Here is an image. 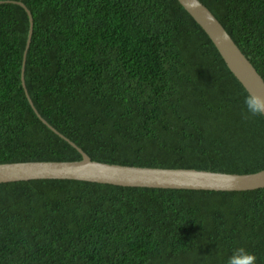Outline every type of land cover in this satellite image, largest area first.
Segmentation results:
<instances>
[{
    "label": "trees",
    "instance_id": "trees-1",
    "mask_svg": "<svg viewBox=\"0 0 264 264\" xmlns=\"http://www.w3.org/2000/svg\"><path fill=\"white\" fill-rule=\"evenodd\" d=\"M0 1V163L82 159L24 71L91 161L264 168L247 92L170 0ZM200 1L264 80V0ZM236 248L264 264V188L0 189V264H227Z\"/></svg>",
    "mask_w": 264,
    "mask_h": 264
},
{
    "label": "water",
    "instance_id": "water-1",
    "mask_svg": "<svg viewBox=\"0 0 264 264\" xmlns=\"http://www.w3.org/2000/svg\"><path fill=\"white\" fill-rule=\"evenodd\" d=\"M3 2L0 1V3ZM170 2L179 15L222 56L227 67L247 94L264 98L263 78L215 15L200 0H170ZM20 4L25 6L23 3ZM26 10L30 20L28 47L32 36L33 18L31 12L27 8ZM224 33L227 34V38L223 36ZM21 79L26 96L38 119L55 134L68 141L82 159L71 162L0 163V189L16 187L70 189L142 187L161 190L253 191L264 188V168L259 172L249 174L211 170L146 168L91 161L90 157L78 146L56 131L37 113L26 89L24 71L21 73ZM259 117L264 125V115Z\"/></svg>",
    "mask_w": 264,
    "mask_h": 264
},
{
    "label": "clouds",
    "instance_id": "clouds-1",
    "mask_svg": "<svg viewBox=\"0 0 264 264\" xmlns=\"http://www.w3.org/2000/svg\"><path fill=\"white\" fill-rule=\"evenodd\" d=\"M223 36L227 38V34ZM245 110L241 113L242 119L249 120L253 117L264 115V98L248 95L244 99ZM256 257L244 248H236L228 258L227 264H255Z\"/></svg>",
    "mask_w": 264,
    "mask_h": 264
}]
</instances>
